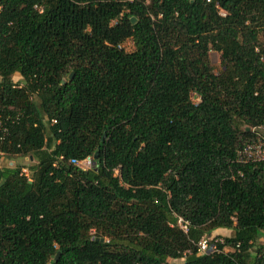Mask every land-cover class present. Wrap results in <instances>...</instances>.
<instances>
[{"label": "trees", "instance_id": "obj_1", "mask_svg": "<svg viewBox=\"0 0 264 264\" xmlns=\"http://www.w3.org/2000/svg\"><path fill=\"white\" fill-rule=\"evenodd\" d=\"M0 120V264H264V0H0Z\"/></svg>", "mask_w": 264, "mask_h": 264}, {"label": "built area", "instance_id": "obj_2", "mask_svg": "<svg viewBox=\"0 0 264 264\" xmlns=\"http://www.w3.org/2000/svg\"><path fill=\"white\" fill-rule=\"evenodd\" d=\"M219 12L223 15L225 14V11L222 8H220ZM1 127L2 124L0 120V128ZM92 159L93 158L91 155H87L82 159H72V162L82 169H87L83 164H88V168H90L92 166ZM237 159L241 162L264 160V136L261 132L258 131L257 138L252 142L246 144L242 149L238 151ZM22 172L26 176H29L28 167L24 166L22 168ZM176 224L181 230L187 232L188 221L185 220L182 216H177ZM217 242H223V238L203 235L197 242L198 250L200 253L213 252L217 249Z\"/></svg>", "mask_w": 264, "mask_h": 264}, {"label": "rangeland", "instance_id": "obj_3", "mask_svg": "<svg viewBox=\"0 0 264 264\" xmlns=\"http://www.w3.org/2000/svg\"><path fill=\"white\" fill-rule=\"evenodd\" d=\"M123 47L126 51H131L133 48H134V45H133V42L131 39H127L126 41L123 42ZM209 58H210V61L213 65V68L215 71H220L221 70V63H220V53L214 49H210L209 51ZM21 76L18 75V74H15L13 76V79L15 81H18L20 80ZM32 98L34 100H37L36 96L33 94L32 95ZM192 100L194 102L198 101V97L197 95H193L192 97ZM260 131L264 132V127L263 128H260ZM26 163V160L25 158H23L22 156H15V157H12V156H8V155H4V154H1L0 153V166L1 165H13V166H17V165H23ZM84 166H86V168H88V164H83ZM92 165V164H91ZM30 173V172H29ZM230 233V230H227V231H224L223 234H229ZM223 236V235H221ZM260 241L261 242H264V237H261L260 238ZM177 264H181L182 263V259L179 258V259H175L174 260Z\"/></svg>", "mask_w": 264, "mask_h": 264}, {"label": "crops", "instance_id": "obj_4", "mask_svg": "<svg viewBox=\"0 0 264 264\" xmlns=\"http://www.w3.org/2000/svg\"><path fill=\"white\" fill-rule=\"evenodd\" d=\"M229 229H226V228H217L213 231L212 235H217V234H221V235H226V234H223L224 231H227Z\"/></svg>", "mask_w": 264, "mask_h": 264}, {"label": "water", "instance_id": "obj_5", "mask_svg": "<svg viewBox=\"0 0 264 264\" xmlns=\"http://www.w3.org/2000/svg\"><path fill=\"white\" fill-rule=\"evenodd\" d=\"M72 77V72L69 74V78H71ZM63 82H64V80H63ZM102 240V239H101ZM59 256V251L56 253V256H55V258H57Z\"/></svg>", "mask_w": 264, "mask_h": 264}, {"label": "bare ground", "instance_id": "obj_6", "mask_svg": "<svg viewBox=\"0 0 264 264\" xmlns=\"http://www.w3.org/2000/svg\"><path fill=\"white\" fill-rule=\"evenodd\" d=\"M257 129H259V128H257ZM259 132H260V130H259ZM188 231V230H187Z\"/></svg>", "mask_w": 264, "mask_h": 264}]
</instances>
